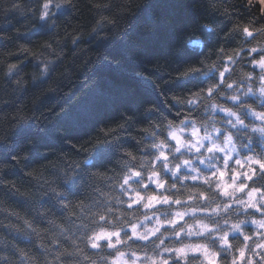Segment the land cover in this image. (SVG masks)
<instances>
[{
    "label": "clouds",
    "instance_id": "9594fccd",
    "mask_svg": "<svg viewBox=\"0 0 264 264\" xmlns=\"http://www.w3.org/2000/svg\"><path fill=\"white\" fill-rule=\"evenodd\" d=\"M0 264H264V0H0Z\"/></svg>",
    "mask_w": 264,
    "mask_h": 264
}]
</instances>
